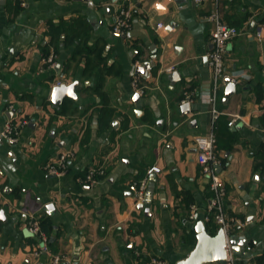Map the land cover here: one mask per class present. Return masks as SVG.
I'll use <instances>...</instances> for the list:
<instances>
[{
	"label": "crops",
	"instance_id": "0c3cea01",
	"mask_svg": "<svg viewBox=\"0 0 264 264\" xmlns=\"http://www.w3.org/2000/svg\"><path fill=\"white\" fill-rule=\"evenodd\" d=\"M2 1L0 132L9 120L27 124L16 143L0 139V264H51L52 254L69 264L189 257L213 195L195 139L211 130L215 8L243 31L228 44L225 66L248 77L230 97L228 85L217 90L224 211L244 225L230 232L242 243L237 262L264 264V0ZM122 7L132 8V21L120 36L112 24ZM51 54L53 68L44 64ZM57 81L79 88L55 108ZM63 152L74 153L66 172L49 174L46 166ZM92 168L105 172L93 186L83 182ZM152 168L159 172L148 175ZM146 178L152 201L137 204ZM32 216L50 223L49 232L42 228L50 254H33ZM209 227L220 229L214 221Z\"/></svg>",
	"mask_w": 264,
	"mask_h": 264
},
{
	"label": "built area",
	"instance_id": "2783aa9c",
	"mask_svg": "<svg viewBox=\"0 0 264 264\" xmlns=\"http://www.w3.org/2000/svg\"><path fill=\"white\" fill-rule=\"evenodd\" d=\"M204 0H196V2H203ZM23 7L25 2L21 4ZM209 21L214 24V30L211 37L212 50L208 55L209 66L213 71V89L212 94L206 96V100L210 105V117H211V130L207 135L198 136L195 139V146L197 150V163L201 169V173L209 180L210 190L212 192V198L208 206V214L205 218L206 222L211 220L224 231L227 240L230 238V232L232 227L244 225L237 220H230L227 218L224 211V197L226 196L225 185L221 179L220 169L222 168V161L217 151V138L214 133V128L223 113L217 106V90L221 85H227L226 80L229 79L230 83L237 85L241 79H248L244 74L238 72H230L225 66V59L228 53V44L240 36L243 31L237 29L234 26H230L224 22L222 14L218 8L211 11ZM132 21V8L122 7L114 18L112 24V32L117 35H125L130 28ZM164 28L163 24H158L157 29ZM260 37L261 34L259 33ZM55 55L51 54L44 59V64L53 68L56 65ZM174 68H168V72H172ZM64 85L61 81L55 83V87ZM134 88L139 95H144V90L139 87L138 82H134ZM189 99V98H188ZM189 102V100L183 101V103ZM236 120L231 121L228 126H234ZM27 122L21 124H15L12 120L6 122L3 130L0 132V139L5 140L9 144H14L17 141L20 127L26 125ZM74 157L73 152H63L54 161L50 162L46 166V171L52 175H63L67 168L68 163ZM153 172H159V169L152 168L149 170L148 175ZM105 174L103 168L90 169L83 182L93 186L98 183L99 179ZM148 178L140 182L136 189V203H142L146 197ZM191 219L195 218V213L191 214ZM219 229V230H220ZM27 232L30 236L36 237L39 240V246L33 252L34 256H40L42 254H50V246L48 238L45 232L42 230L40 219L32 216L28 223ZM51 264H69V261L60 255H51ZM141 264H168L164 259L158 257H151L147 261H143ZM227 264H239L234 258L231 252H228Z\"/></svg>",
	"mask_w": 264,
	"mask_h": 264
},
{
	"label": "water",
	"instance_id": "95a60500",
	"mask_svg": "<svg viewBox=\"0 0 264 264\" xmlns=\"http://www.w3.org/2000/svg\"><path fill=\"white\" fill-rule=\"evenodd\" d=\"M0 5H4V2H0ZM178 78V73L173 74V80ZM227 83V97H230L236 89V85L230 83V80H226ZM79 88L78 83L70 85H62L55 87L52 92L51 102L55 108H58L66 98L75 99V91ZM138 99V96H136ZM189 103L182 106V112L187 113L189 110ZM154 186L152 185L146 195V203H151L153 198ZM140 209L144 208V204L139 206ZM48 209H54L52 205L48 206ZM2 215V213H1ZM198 243L189 257L181 262V264H227L228 252L237 256L241 254V242L236 241L233 238L227 240L226 235L222 229H220L216 235H210L204 223H200L196 227ZM246 243V242H245Z\"/></svg>",
	"mask_w": 264,
	"mask_h": 264
},
{
	"label": "trees",
	"instance_id": "16d2710c",
	"mask_svg": "<svg viewBox=\"0 0 264 264\" xmlns=\"http://www.w3.org/2000/svg\"><path fill=\"white\" fill-rule=\"evenodd\" d=\"M20 3H21V0H19V5H21ZM212 222H213V220H211L210 222H206V223H205V226H206V230H207V232H208L210 235L214 236V235L217 234L216 230H212V229L209 227L210 224H211ZM41 226H42V228H43L44 230H46V231H48V232L51 230V228H50V223L48 222V220H43V221L41 222Z\"/></svg>",
	"mask_w": 264,
	"mask_h": 264
}]
</instances>
